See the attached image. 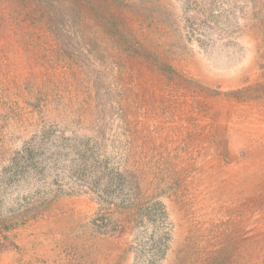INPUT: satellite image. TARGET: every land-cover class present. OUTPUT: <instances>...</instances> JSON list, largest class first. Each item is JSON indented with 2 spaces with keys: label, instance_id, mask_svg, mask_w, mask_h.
I'll use <instances>...</instances> for the list:
<instances>
[{
  "label": "rangeland",
  "instance_id": "rangeland-1",
  "mask_svg": "<svg viewBox=\"0 0 264 264\" xmlns=\"http://www.w3.org/2000/svg\"><path fill=\"white\" fill-rule=\"evenodd\" d=\"M0 264H264V0H0Z\"/></svg>",
  "mask_w": 264,
  "mask_h": 264
},
{
  "label": "bare ground",
  "instance_id": "bare-ground-1",
  "mask_svg": "<svg viewBox=\"0 0 264 264\" xmlns=\"http://www.w3.org/2000/svg\"><path fill=\"white\" fill-rule=\"evenodd\" d=\"M237 144H239V143H237ZM240 145V144H239Z\"/></svg>",
  "mask_w": 264,
  "mask_h": 264
}]
</instances>
